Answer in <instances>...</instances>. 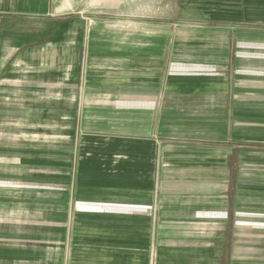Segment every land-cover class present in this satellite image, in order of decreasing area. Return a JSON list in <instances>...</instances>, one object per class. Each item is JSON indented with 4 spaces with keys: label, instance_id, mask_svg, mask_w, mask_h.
<instances>
[{
    "label": "crops",
    "instance_id": "obj_1",
    "mask_svg": "<svg viewBox=\"0 0 264 264\" xmlns=\"http://www.w3.org/2000/svg\"><path fill=\"white\" fill-rule=\"evenodd\" d=\"M0 264H264V0H0Z\"/></svg>",
    "mask_w": 264,
    "mask_h": 264
}]
</instances>
